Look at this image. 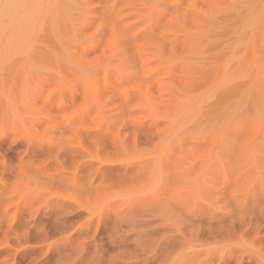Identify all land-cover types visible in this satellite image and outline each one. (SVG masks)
I'll return each instance as SVG.
<instances>
[{
    "label": "rangeland",
    "instance_id": "374dc122",
    "mask_svg": "<svg viewBox=\"0 0 264 264\" xmlns=\"http://www.w3.org/2000/svg\"><path fill=\"white\" fill-rule=\"evenodd\" d=\"M0 264H264V0H0Z\"/></svg>",
    "mask_w": 264,
    "mask_h": 264
}]
</instances>
